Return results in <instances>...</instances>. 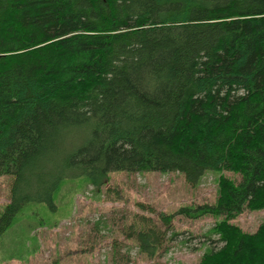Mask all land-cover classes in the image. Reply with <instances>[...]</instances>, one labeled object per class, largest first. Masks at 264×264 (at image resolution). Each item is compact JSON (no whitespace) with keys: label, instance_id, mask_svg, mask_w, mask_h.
<instances>
[{"label":"trees","instance_id":"16d2710c","mask_svg":"<svg viewBox=\"0 0 264 264\" xmlns=\"http://www.w3.org/2000/svg\"><path fill=\"white\" fill-rule=\"evenodd\" d=\"M112 172H218L214 204L161 213L167 231L141 217L139 251L213 217L223 245L200 264H264V223H232L264 210V0H0V238L30 204L56 211L66 180Z\"/></svg>","mask_w":264,"mask_h":264},{"label":"rangeland","instance_id":"374dc122","mask_svg":"<svg viewBox=\"0 0 264 264\" xmlns=\"http://www.w3.org/2000/svg\"><path fill=\"white\" fill-rule=\"evenodd\" d=\"M219 177L207 172L192 187L179 173L112 172L99 190L84 177L66 180L55 198L56 211L30 204L2 235L0 264H200L209 246L215 250L223 245L210 231L216 218L176 216L154 258L139 251L132 234L143 228L144 218L150 227L167 231L159 221L161 213L214 204ZM11 184L10 177H0V213L10 202ZM232 223L255 234L264 223V210H245Z\"/></svg>","mask_w":264,"mask_h":264},{"label":"bare ground","instance_id":"6f19581e","mask_svg":"<svg viewBox=\"0 0 264 264\" xmlns=\"http://www.w3.org/2000/svg\"><path fill=\"white\" fill-rule=\"evenodd\" d=\"M179 22V21H178ZM223 182V181H222ZM57 184V183H56Z\"/></svg>","mask_w":264,"mask_h":264}]
</instances>
